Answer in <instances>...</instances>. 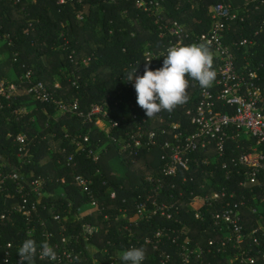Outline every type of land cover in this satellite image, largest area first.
<instances>
[{
    "label": "trees",
    "instance_id": "trees-1",
    "mask_svg": "<svg viewBox=\"0 0 264 264\" xmlns=\"http://www.w3.org/2000/svg\"><path fill=\"white\" fill-rule=\"evenodd\" d=\"M161 1L167 10L164 19L156 22L153 14L135 6V0H0V80L6 78L8 82L23 85L25 82L20 77L26 70L32 69L34 80L43 81L55 94V100L37 101L35 107L27 112L21 109L29 106L28 96L7 100L0 94V158L9 160L13 167L18 166L19 145L15 138L20 133L28 136L33 155L24 166V172L30 178H46L45 189L49 195L43 199L47 207L40 210V215L47 220V228L54 232L53 240L60 242L63 233L71 236L79 232L82 221L90 222L98 227L92 243L97 247L95 256L102 264H110L113 258H116L117 264H124L120 259L123 251L133 247L145 249L143 264H203L202 259L204 262L222 264L228 262L231 250L218 251L216 244H209L210 239L219 240L225 233L213 225L212 211L217 206H203L201 217H197L196 210L187 204L194 194L201 196L223 187L235 189L238 195L229 199L232 203L239 201L241 194L247 196V205L241 207L240 214L244 231L248 234L258 222L264 223V170L259 174V184L240 188L237 182L242 176L241 172L235 170L227 178V170L222 168V158L217 161L212 155L196 153L201 165L192 161L190 172L179 171L175 176H165L161 192L154 193L151 184L146 181V175L161 171V148L142 150L135 159L126 158L112 138L124 135L129 127H113L106 132L105 127L111 123L110 120H103L102 125L97 126L95 117L87 121L86 116L78 113L61 114L56 102L69 103L77 97L79 111L87 114L93 104L109 101V94L122 89L125 97L121 106L115 109L108 104L111 119L118 120L123 113H127L130 119L135 112L146 116L145 110L137 104L135 92L126 86L124 79L127 72L132 67L139 65L140 69L147 65L145 52L148 49L157 50L168 43V37H160V24H171L178 20L193 35L208 31L213 25L211 5L221 0ZM224 1L234 6L241 4L239 13L244 16L227 31L225 42L230 44L233 40L246 37L256 41L251 48L235 47L237 68L244 71L249 68H246L247 62L251 61L250 66L258 71L264 83V3L250 0L246 5L247 0ZM245 7L249 12L242 11ZM78 13L83 14V19L78 17ZM73 50L80 61L78 64L70 60ZM89 56L91 60L88 63L81 62ZM12 70L16 72L15 78L10 75ZM56 80L60 81L59 86L55 84ZM126 97H131V100ZM189 104L188 100L171 113L161 111L152 118L146 116L149 126L160 129L171 120L169 116L173 114V120L182 124L180 129L190 132L194 126L191 116L185 113ZM80 135H89L90 141L78 150L77 139H80ZM52 140L57 145L54 146ZM237 142L228 140V155L239 153L241 149L237 148ZM254 142L255 139L251 138L246 143L251 145ZM62 148L65 151H61ZM71 154H74L76 163L68 164L67 158ZM118 158H122L125 167L121 172L115 170ZM5 169L10 171L12 167L8 165ZM76 175L92 180L90 191L78 186ZM185 175L188 179L183 182ZM191 176H194V180H190ZM10 187L12 192H17L14 183H10ZM112 190L117 192L116 198L110 197ZM149 194L151 200L159 203H176L179 210L173 209L172 218L158 210L135 220L137 212L134 202L146 200ZM14 199H19V193ZM93 199L98 201L99 208H96ZM151 200L149 205H152ZM11 201L4 192H0L1 210ZM88 204L93 209L85 211L83 220L77 221L75 212ZM124 207L128 212L127 216L122 217ZM54 213L62 218L61 221L54 219ZM17 216L16 221L1 226L0 246L9 240L26 238L25 227L28 223ZM35 222L37 234H40L43 231L40 219ZM158 230L165 232L160 250L145 243V238L154 237ZM38 238L40 243L46 241L41 234ZM247 240L253 248L250 254L257 257L255 264H264V258L258 253L264 244L260 248L252 242L251 237ZM186 241L190 242L188 262L181 255L182 245ZM199 245L204 250L200 257ZM209 248L213 251H209ZM162 249L171 254V259L166 263L160 257ZM81 259L83 264H93L95 261L87 253ZM235 264H239V261Z\"/></svg>",
    "mask_w": 264,
    "mask_h": 264
},
{
    "label": "built area",
    "instance_id": "built-area-1",
    "mask_svg": "<svg viewBox=\"0 0 264 264\" xmlns=\"http://www.w3.org/2000/svg\"><path fill=\"white\" fill-rule=\"evenodd\" d=\"M252 1L264 3V0ZM249 2L250 0H247L246 5ZM135 6L153 14L156 22L164 19V13L167 10L161 0H135ZM241 6V4L234 6L231 2H225L224 0L212 4L210 14L213 25L210 30L197 35L189 32L185 25L178 20L173 21L171 24H160V37H168V43L163 48L148 49L145 52L148 60L147 66L152 70H156L163 66L161 60L167 55V49L170 46L193 43H207L210 46L214 54L213 67L217 75L212 87L208 89L201 88L197 81L189 79L187 93L190 104L185 113L191 116V123L194 126L190 132L186 129H180L182 124L180 121L173 120V114L169 116L171 120L160 129L150 127L147 117L137 112L132 113L131 119L127 113L121 114L118 120L111 119V111L107 110L108 104L115 109L121 106L125 97L122 89L109 94V101L93 104L87 114L79 111L80 102L77 97L69 103L57 100L59 110L62 111L60 113H78L80 116H86L87 121H92L95 117L97 126H101L103 120H110L111 123L105 127L106 132H109L113 127H129L125 130L124 135L119 138L115 136L112 138L118 144L120 153L126 158L129 156L135 159L142 150H151L155 147L161 148L163 151L161 171L158 174L150 173L146 175V181L151 184V191L154 193L161 192L165 185V176H175L179 171L190 172L192 161L201 165V162L195 156L196 153H203L206 156L212 155L214 156L213 159L217 161L222 158V168L227 170V178L235 170L241 172L242 176L237 182L240 188H250L259 184V174L264 170V83H262L258 71L250 66L251 61L246 64V68L249 67L248 69L240 71L237 68L234 51L235 47L251 48L256 41L254 38L246 37L241 40H233L230 44L225 42L227 31L231 30L232 25L238 19H244V16L239 13ZM242 11L249 12V9L245 7ZM78 17L83 18V14L78 13ZM258 33L259 30L256 34ZM74 54L75 51L73 50L69 56L70 60L72 63L78 64L80 61L76 59ZM90 60L91 56L84 57L81 62L88 63ZM151 61L155 63H150ZM144 71L145 66L137 69L136 75H143ZM20 78L25 84L18 85L14 82H8L6 79H1L0 94L7 100L18 96H28L30 103L55 100L54 91L50 90L43 81L34 80L32 69L26 70ZM125 83L136 94L134 80L131 82L125 81ZM127 98L131 100V97ZM24 108L27 107L24 106ZM251 138L255 139V142L248 145L246 142ZM229 139L238 141L237 148L241 149L239 153L227 154ZM15 140L19 145L18 166L13 167L9 160L6 161L4 158H0V192H4L6 198L12 199L11 203H8L4 209H0V228L6 222L16 221L15 217H18L17 215L26 221L28 225L25 227L26 238L18 241L9 240L0 246V264H19L18 248L28 238L37 242L38 250L35 264H83L81 256L85 253L96 258L93 254V248L97 251V247L92 243V238L97 233L98 227L90 222L82 221L79 232L73 233L71 236L63 233L60 242L53 240L54 232L47 228V220L40 215V210L47 207L43 199L49 195L45 189L46 178L43 176L30 178L25 174L24 166L30 162L33 155L27 141L28 136L25 133H20ZM240 140L242 142H239ZM89 141V135H80V139H77V149L85 147V143ZM62 150L65 151L64 148ZM232 150L235 149L232 148ZM90 151L92 152V149ZM67 163H76L74 154L68 156ZM8 165L12 167V170L6 171L5 168ZM187 179L188 177L185 175L183 182ZM75 180L78 186L90 191L89 185L92 180L83 175H76ZM190 180H194V176H191ZM63 181H65L64 178ZM10 183H14L17 192L11 191ZM16 193H19V199H14ZM237 195L235 189L228 190L223 187L201 196L194 194L187 205L196 210L197 217H201L203 206H217L212 211L213 225L215 228L225 231V233L219 240L210 239L209 244H216V250L218 251H230L231 247L237 249V257L231 264H235L237 261H239V264H255L257 257L250 254L253 248L250 243H247V238L251 237L252 242L261 248L264 244V223L258 222L250 233H245L240 213L241 207L247 205V196L241 194L239 201L233 203L229 201L230 198L233 199ZM110 197L116 198L117 192L112 190ZM150 200L151 196L149 194L146 200L134 202L137 215L140 218L144 215L156 213L158 210H162V214L172 218L173 209L179 210V205L174 202L159 203L156 200H151L152 205H149ZM93 203L96 204V208H99L96 199H93ZM104 204L102 205L105 206ZM100 209L102 208L100 207ZM122 209L124 210L122 217L127 216V207ZM75 213L77 221L83 220L85 213L82 209L79 208V212ZM38 219H40L43 229L40 233L41 236L57 253V259L54 261L42 258L39 254L41 243L38 237H40V234H37V224L35 222ZM54 219L61 221L62 218L54 213ZM164 234L163 230H158L154 237H146L145 243L152 245L156 250H160ZM173 241H176V239L173 238ZM186 243L182 245L181 255L188 262L190 260V242L186 241ZM198 247V257H200L204 250L202 246L199 245ZM208 250L213 251L212 248ZM258 253L264 258V248L258 249ZM160 257L162 262L166 263L171 259V254L162 249ZM116 262V258H113L110 264H117ZM202 263L212 264L204 262L203 259ZM93 264H102V262L95 260Z\"/></svg>",
    "mask_w": 264,
    "mask_h": 264
},
{
    "label": "clouds",
    "instance_id": "clouds-1",
    "mask_svg": "<svg viewBox=\"0 0 264 264\" xmlns=\"http://www.w3.org/2000/svg\"><path fill=\"white\" fill-rule=\"evenodd\" d=\"M213 62L214 54L207 43L174 45L168 47L161 68L152 70L146 65L144 74L136 75L138 65L127 72L124 80H134L137 104L152 118L161 111L171 113L188 102L189 79L197 81L203 89L212 87L217 75ZM37 250L34 239H25L17 251L19 264H35ZM39 254L49 260L57 259L56 251L47 241L41 242ZM145 258L143 247L129 248L120 257L124 264H143Z\"/></svg>",
    "mask_w": 264,
    "mask_h": 264
},
{
    "label": "rangeland",
    "instance_id": "rangeland-1",
    "mask_svg": "<svg viewBox=\"0 0 264 264\" xmlns=\"http://www.w3.org/2000/svg\"><path fill=\"white\" fill-rule=\"evenodd\" d=\"M5 56H7V54ZM59 82H60L59 80H56L55 83L57 84V86H59V84H60ZM28 105L29 106L27 108H22L21 109L22 112H27L28 110H31L36 105V103H28ZM60 112H62V111H60ZM122 168L125 169V167H123V164H122V158L116 159V167H115V170H117V172H121L123 170ZM91 209H93V206L90 205V204H88V205L83 206L82 211L85 212V211H89ZM84 216H85V214H84ZM139 218H140L139 215H137V217H136L135 220H138ZM230 249H231V253H230L229 257H228V262H224L222 264H231L236 259L237 254H238L237 249H234L233 247H231ZM95 253H96V249L93 248V254L95 255ZM95 260L98 261V258L96 257Z\"/></svg>",
    "mask_w": 264,
    "mask_h": 264
},
{
    "label": "crops",
    "instance_id": "crops-1",
    "mask_svg": "<svg viewBox=\"0 0 264 264\" xmlns=\"http://www.w3.org/2000/svg\"><path fill=\"white\" fill-rule=\"evenodd\" d=\"M10 75H11V77H13V78H15L17 75H16V72L15 71H11V73H10ZM52 143L54 144V146L55 145H57V143L54 141V140H52Z\"/></svg>",
    "mask_w": 264,
    "mask_h": 264
}]
</instances>
